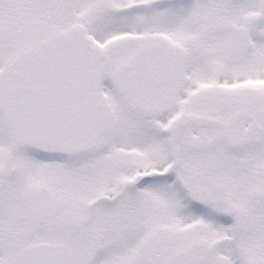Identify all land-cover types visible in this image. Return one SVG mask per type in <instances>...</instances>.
<instances>
[{
  "label": "snow or ice",
  "instance_id": "1",
  "mask_svg": "<svg viewBox=\"0 0 264 264\" xmlns=\"http://www.w3.org/2000/svg\"><path fill=\"white\" fill-rule=\"evenodd\" d=\"M0 264H264V0H0Z\"/></svg>",
  "mask_w": 264,
  "mask_h": 264
}]
</instances>
